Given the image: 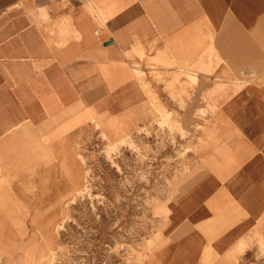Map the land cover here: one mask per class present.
<instances>
[{"label":"crops","instance_id":"crops-1","mask_svg":"<svg viewBox=\"0 0 264 264\" xmlns=\"http://www.w3.org/2000/svg\"><path fill=\"white\" fill-rule=\"evenodd\" d=\"M154 102L188 131L148 264H248L238 249L264 228V0H0V203L62 202L86 141L131 133Z\"/></svg>","mask_w":264,"mask_h":264},{"label":"rangeland","instance_id":"rangeland-1","mask_svg":"<svg viewBox=\"0 0 264 264\" xmlns=\"http://www.w3.org/2000/svg\"><path fill=\"white\" fill-rule=\"evenodd\" d=\"M176 115L154 102L148 123L131 133L112 139L101 131L86 141L79 186L68 188L62 202L0 203V264H148L185 172L176 171V147L185 146L176 134L188 129ZM248 239L239 254L249 249L247 263L264 264V228Z\"/></svg>","mask_w":264,"mask_h":264}]
</instances>
